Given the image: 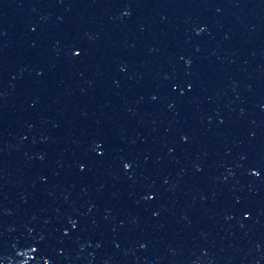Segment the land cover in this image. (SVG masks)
<instances>
[{
    "label": "water",
    "instance_id": "obj_1",
    "mask_svg": "<svg viewBox=\"0 0 264 264\" xmlns=\"http://www.w3.org/2000/svg\"><path fill=\"white\" fill-rule=\"evenodd\" d=\"M0 264H264V0H0Z\"/></svg>",
    "mask_w": 264,
    "mask_h": 264
}]
</instances>
